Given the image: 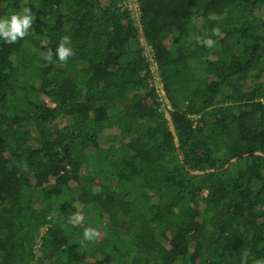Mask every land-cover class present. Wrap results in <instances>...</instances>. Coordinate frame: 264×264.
Wrapping results in <instances>:
<instances>
[{"label": "trees", "instance_id": "16d2710c", "mask_svg": "<svg viewBox=\"0 0 264 264\" xmlns=\"http://www.w3.org/2000/svg\"><path fill=\"white\" fill-rule=\"evenodd\" d=\"M139 2L0 0V264H264V0Z\"/></svg>", "mask_w": 264, "mask_h": 264}, {"label": "clouds", "instance_id": "9594fccd", "mask_svg": "<svg viewBox=\"0 0 264 264\" xmlns=\"http://www.w3.org/2000/svg\"><path fill=\"white\" fill-rule=\"evenodd\" d=\"M33 14L30 10L24 9L22 12L10 14L7 17L0 16V41L7 44H14L18 40H22L32 28ZM217 30H213L215 35ZM205 47L211 48L214 44L213 39L207 38L198 41ZM71 41L68 36H62L59 44L53 50H48L47 55L44 57L46 61L51 62L53 55L60 62H67V60L74 54L73 49L70 47ZM82 217L78 214H73L70 222L79 223ZM98 233L95 228L87 227L83 231V240L92 241L97 237ZM242 264L244 262L242 261Z\"/></svg>", "mask_w": 264, "mask_h": 264}, {"label": "built area", "instance_id": "2783aa9c", "mask_svg": "<svg viewBox=\"0 0 264 264\" xmlns=\"http://www.w3.org/2000/svg\"><path fill=\"white\" fill-rule=\"evenodd\" d=\"M123 7L127 9L134 21L135 27L141 29L142 10L139 0H123ZM140 43L145 50L146 62L149 72L153 79V84L160 102L163 104L164 111L173 112L172 105L168 99L164 81L160 73L156 54L153 49L146 43L142 34H140Z\"/></svg>", "mask_w": 264, "mask_h": 264}, {"label": "rangeland", "instance_id": "374dc122", "mask_svg": "<svg viewBox=\"0 0 264 264\" xmlns=\"http://www.w3.org/2000/svg\"><path fill=\"white\" fill-rule=\"evenodd\" d=\"M192 66H193V68H194V70H195V68H196V64L193 63ZM119 141H120V140H119ZM115 143H116V141H115ZM121 144H122L121 141H120L119 143H116L117 148H120V147H121ZM121 167H122V165H121L120 162L116 163V164L114 165V171H115V172H119L120 169H121ZM29 200H30L29 197L24 198V199H23V204H24V205H27L28 202H29ZM69 214H70V213H69ZM69 214H66L65 216H68ZM88 216H89V215H88ZM68 217H69V216H68ZM90 218H91V221L94 222L95 227L99 230L98 233H99V234H102V235H103L102 237H104L105 233H104V231H102V230H103V229H102L103 225H102V222L100 221V219L98 218V216H97V215L93 216V215L91 214V215H90ZM42 231H43V233H44V232L46 231V228H44Z\"/></svg>", "mask_w": 264, "mask_h": 264}, {"label": "crops", "instance_id": "0c3cea01", "mask_svg": "<svg viewBox=\"0 0 264 264\" xmlns=\"http://www.w3.org/2000/svg\"><path fill=\"white\" fill-rule=\"evenodd\" d=\"M104 134L109 137V136H112L113 135V131L111 129H106L104 131ZM119 140H120V138H118L116 140V143H119L121 141V140L120 141ZM116 143L114 142L113 145L116 147V149H119V148H117Z\"/></svg>", "mask_w": 264, "mask_h": 264}]
</instances>
